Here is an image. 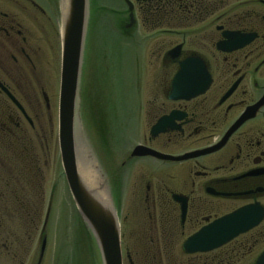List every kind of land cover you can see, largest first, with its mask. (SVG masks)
<instances>
[{"label": "flooded vegetation", "instance_id": "af4514ba", "mask_svg": "<svg viewBox=\"0 0 264 264\" xmlns=\"http://www.w3.org/2000/svg\"><path fill=\"white\" fill-rule=\"evenodd\" d=\"M119 1L117 28L136 49L137 66L151 67L154 54L158 67L174 68L164 91L153 96L139 91L132 107L141 123L147 119V134L132 145L119 167L120 172L127 167L129 175L133 174V183L136 180L143 185L141 211L147 217L143 219L138 211L129 210L137 225L127 237L119 228L121 256V239L132 237L131 244L139 240L144 228L140 240L154 246L149 256L157 264L165 259V264H244L243 260L251 257L254 264L264 250L263 247L255 253L264 235L254 232L264 217L256 228L217 249L188 254L182 250V243L201 227L241 206L257 202L264 209V0ZM41 17L45 19L42 24ZM51 32L50 16L35 0H0V202L5 209L10 201V205L17 206L14 210H25L21 174L38 171L31 134L42 129L39 123L43 115L57 127V113L52 120L50 117L54 70L49 63L47 69L53 72L47 75L40 67L42 48H47L50 58L55 52ZM157 38L159 43H154ZM190 58L202 63L208 86L188 99H171V80L180 67L195 65L188 61ZM26 83L31 90L26 91ZM31 98L37 100L38 107L25 106V100ZM170 114V124L152 135L150 131L157 120ZM193 141L203 144L182 146L176 154L164 152L169 145ZM136 146L172 157L212 147L214 150L185 161H168L132 155ZM101 152L106 159L107 153ZM145 160L158 167L180 165L182 171L166 169L156 177L152 171L132 172L137 163ZM121 174L116 177L114 172V178L109 175L114 203ZM226 203L231 206L227 211ZM221 210L224 212L217 214ZM115 211L119 220L120 210ZM185 225L193 231L184 237ZM0 239V255L16 264L21 255L18 237L6 234ZM179 239L180 257L175 259L173 244ZM125 253L129 264H133L130 252Z\"/></svg>", "mask_w": 264, "mask_h": 264}, {"label": "rangeland", "instance_id": "374dc122", "mask_svg": "<svg viewBox=\"0 0 264 264\" xmlns=\"http://www.w3.org/2000/svg\"><path fill=\"white\" fill-rule=\"evenodd\" d=\"M35 1L45 11V15L50 16L52 27L50 37L55 42V52L51 56L52 58L49 57L47 48L42 46L40 60V67L42 70L44 69V74L45 70L47 75L53 72L51 70H54L55 74V88L50 93L53 98L50 116L52 120L54 114L57 113L60 32L63 11L60 0H45L47 3L44 0ZM120 4L119 0H88L78 117L83 141L92 152L96 162L100 164L99 168L105 187L109 190L112 188L111 180L114 178V172H116V177L123 173L121 174L122 180L121 176L120 179L118 178L116 203H114L112 193L110 200L114 208L116 207L115 210H120L118 226L122 234L127 237L131 235V230H134L137 225L136 218L133 217V213L129 214V210L138 211L140 217H144L143 219L146 216L141 211V207L144 206L143 185L140 186L136 180L133 183V174L129 175L127 167L123 168L121 172L119 167V163L123 157L127 156L132 145L142 141L144 135L147 134V126L144 125L147 123V119L141 123L132 107L139 91L142 94L151 92L152 96L157 92L164 91L165 81L171 77L174 68L169 67L164 70L158 67L155 61L158 58L154 54L151 67L139 68L137 66L136 49L130 45V38L122 36L117 28ZM44 21L45 19L41 17L40 24ZM159 41L160 38H157L154 43H159ZM49 63L50 71L47 69ZM165 75H167L166 78ZM163 78L164 82H162ZM27 88H29L28 83H26V91L31 90ZM25 106L38 107L39 105L37 100L31 98L25 100ZM39 124L42 129L31 134V137H34L33 150L38 159V171L21 174L24 186L22 200H26L23 202L24 205L26 204L25 210L21 212L14 210L17 206L10 205V201L8 208L5 209L3 203L0 202V237L3 236L4 239L6 234L18 237L21 255L18 260H15L16 264L18 262L36 264L43 237L45 238V247L39 264H101L94 238L79 216L65 183L59 161L57 127L50 125L49 116L46 115H43ZM201 144L203 143L200 141L182 142L175 146L169 145L164 149V152L176 154L182 150V146L192 148ZM101 150L107 153L106 159L101 154ZM101 156L103 157L102 162L100 161ZM157 167V163L145 160L137 163L132 172L152 171L156 177L167 172L166 169L182 171L180 165L171 163ZM161 167L166 168L162 170ZM109 175H113V177L111 178ZM119 181L122 183V188H120ZM239 204L241 203L236 205ZM261 204L264 206V199L261 200ZM47 207H49L48 213L46 212ZM229 207L231 206L226 203L224 208L226 210ZM222 212L224 210L217 214ZM141 229L140 236L142 237L144 228ZM192 231L193 229L189 225H185L182 230L184 237ZM254 232L264 235V220L259 229ZM140 236L139 240L136 239L131 244L129 242L133 241L132 237H129L128 240L121 239L123 240L121 243L122 264H129L125 256L127 251L130 252L128 255L133 264H157V260L152 262L149 256V252L154 246L141 241ZM1 241L2 239H0ZM181 241L182 239H179L177 244H173L175 259L180 257L179 242ZM263 247L264 242L255 248V253ZM135 251H137L136 254H134ZM166 260H162V264H165ZM252 261L251 257L244 259L243 263L251 264ZM0 264L11 263L5 260L3 255H0Z\"/></svg>", "mask_w": 264, "mask_h": 264}, {"label": "water", "instance_id": "95a60500", "mask_svg": "<svg viewBox=\"0 0 264 264\" xmlns=\"http://www.w3.org/2000/svg\"><path fill=\"white\" fill-rule=\"evenodd\" d=\"M87 12L88 0H66L65 11L62 13L57 111L59 159L71 200L94 238L101 264H122L118 222L115 208L110 200L111 192L105 187L104 181L93 187L86 185L78 176L76 169L75 140L84 143L80 132L81 123L78 112ZM188 61L195 62V65L180 67L175 73L170 83L171 99H188L204 92L208 86L209 80L202 63L194 58H190ZM172 115L159 118L152 126L151 134L156 135L162 132L163 127L170 124ZM84 145L86 144L84 143ZM85 147L97 163L92 152L87 146ZM212 150H214L213 147L172 157L142 146H136L132 155H150L160 160L185 161L210 153ZM96 167L99 174L102 175L99 166L96 165ZM102 189L107 193L106 200L101 199ZM181 212L183 215L184 208ZM263 217L264 209L259 203L241 206L198 229L182 243V250L191 254L217 249L237 236L257 227ZM44 245L45 239L42 240L40 246L37 264L41 261ZM254 264H264V250L259 254Z\"/></svg>", "mask_w": 264, "mask_h": 264}, {"label": "bare ground", "instance_id": "6f19581e", "mask_svg": "<svg viewBox=\"0 0 264 264\" xmlns=\"http://www.w3.org/2000/svg\"><path fill=\"white\" fill-rule=\"evenodd\" d=\"M61 1V9L62 11H65L66 7V0H60ZM87 114L85 115V117ZM74 150H75V157H76V169L78 172V176L82 179V181L86 185H90L91 187L96 186L98 184L102 183V176L99 174L97 170V166H99V163H95L91 155L89 154L88 150H86V147L84 143L80 140L74 144ZM103 190V189H102ZM101 195V199L106 200L107 193L103 190Z\"/></svg>", "mask_w": 264, "mask_h": 264}]
</instances>
